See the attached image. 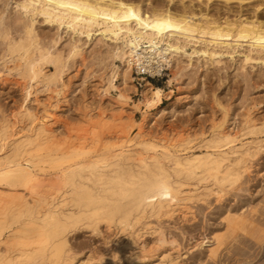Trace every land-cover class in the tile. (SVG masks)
Wrapping results in <instances>:
<instances>
[{"label":"bare ground","instance_id":"6f19581e","mask_svg":"<svg viewBox=\"0 0 264 264\" xmlns=\"http://www.w3.org/2000/svg\"><path fill=\"white\" fill-rule=\"evenodd\" d=\"M164 1L158 8L149 0H20L19 17L0 12V83L14 82L22 95L11 114L0 109V264H254L264 253V211H246L238 199L227 204L234 192L250 195L244 179L264 152V120L254 118L251 104L229 123L230 112L215 93L222 115L212 113L209 126L169 123L156 135L136 122L131 138L132 127L120 132L117 124L143 109L147 118L174 94L146 80L143 100L130 108L133 71L151 77L168 71L170 87L193 80L198 97L205 79L216 74L223 85L229 81L221 77L229 63L238 64L241 84L254 85L256 76L243 75L249 68L259 67L264 79V0ZM39 19L70 35L67 51L58 47L59 33H38ZM93 37L111 45L95 52L106 64L96 91L101 99L117 92L112 106L120 114L84 101L80 129L63 124L59 133L57 112L72 86L65 75L71 61H85ZM88 73L83 84L93 76ZM112 124L120 129L109 135ZM103 127L108 133L100 137ZM211 201L221 204L218 218L213 228L203 222L196 236L194 208L208 219ZM82 231L103 238L100 253L72 245ZM246 238L260 244L258 252L240 248L254 247Z\"/></svg>","mask_w":264,"mask_h":264},{"label":"rangeland","instance_id":"374dc122","mask_svg":"<svg viewBox=\"0 0 264 264\" xmlns=\"http://www.w3.org/2000/svg\"><path fill=\"white\" fill-rule=\"evenodd\" d=\"M18 1H20V0H2V1H0V12L5 11V13H4L5 17H12L14 19H15V17L16 18L19 17V14L17 13V10L15 9L16 3ZM132 1L138 2L139 0H132ZM149 1L151 3V7H158L159 8L160 6H163L162 8H164V6L167 5V4H165L166 1H164V0H149ZM219 7H221V6H219ZM196 8H198V5H196ZM230 8L233 9V6H230ZM173 9L179 10L178 7H174ZM244 9L245 10L247 9L248 12H250L253 9V6H251V5L245 6ZM226 12L224 13L223 16L222 15L221 16L222 17L229 16L228 11H226ZM214 15H215V18L218 16L216 13H214ZM247 16H248L249 20L253 19L251 13L248 14ZM259 20L264 22V14L263 15L261 14V16H259ZM36 26H37V30L39 31L38 33H40L41 35L44 34L45 36L52 37V36H55L59 33L62 36V41L58 46L59 49L67 48V49H65V51L68 50V47H69L68 43L70 40L69 34L65 33V31L57 32V29L55 27L48 26L47 24H43L42 19H39ZM109 46H111L110 43L106 42V44H104V43L98 41V39L96 37H93L92 42L85 49V53H84L85 61L83 62L81 59H77V60H73L70 62L71 69L65 75V80L68 82L70 79V83H72V86H71V89L69 91L68 102L64 105H61V109L58 110V112H57V114H58L57 120L59 121V122L57 121V126H59V128L56 127V125H55V127L58 130H60L59 133L64 132L63 127L65 125H68L70 127V130H71V128L72 129L75 128L76 131H77V129L78 130L80 129V126H81L80 123L82 121V117H83V113H84V111H83L84 105L82 106V104H84L83 103L84 101H87V103L92 107L102 106L106 110H108V111L110 110L109 111V112H111L110 114H114L115 112H118L117 115L120 114V110L118 111V109L115 106H112V104H114L113 99L117 98V95H118L117 92L112 91L111 97L106 98V99L105 98L101 99V98H99L98 92L96 91V88H97L99 81H100L99 77H101V75L104 73V71H105L104 69H105L106 64H103V62L101 63L102 65L100 64V62L104 61V59H102V57H100L98 53H96V54H98V57L95 58L94 57V56H96L95 52H98L100 49H107V48H109ZM230 64L233 66L232 63H229V65ZM115 65L119 68L122 67L121 62H119V61H116ZM229 65H228L227 69L222 70L223 73L221 72L223 74L221 77L225 76V78H224L225 81H226V79H229V81H226L227 83H225V85H223L222 82L217 81L216 78L218 76H216V74L214 73L215 70L213 72L212 68H211L208 71V73L213 72V74H215V75H213L214 77L212 76L211 78H207V79H205L204 82H202L205 84V86L203 88L202 87L199 88V85H198L199 91H201L199 97L195 93L198 90L195 89L196 88L194 85L195 83H192L193 80H191L192 82H190V80L184 81L180 87L175 85V84L173 85V87H170L168 82L172 77L170 76V73L168 71H166L162 75V77L146 76V75H142L139 73L137 74L136 71H133L132 72V79H133L132 85H128V87H127L128 92H129L128 94L132 99V101H130V108L134 107V104L143 100L142 93H143L145 86L147 84L146 80H148V81L150 80V82L152 83V85L154 87L164 88L167 92L173 91L174 94L170 100L165 101L164 105L161 108L148 113L147 118H144V115H143L145 109H143L142 112H140V111L136 112L134 114V116L131 117V118H133L132 120H131V118H128V116L124 115L125 117L123 116V119H124L123 122L120 121L121 122L120 124L116 122L118 125H120L119 126L121 128L120 132L122 130L124 131V129H123L124 126H125V128H126V126H128L129 130L125 129V132L127 131V133H128V131H130L132 129L130 132V137L131 138L134 137L137 133V128H138L136 125V122H138V123L143 122L144 130L149 135L158 134L157 130L160 128L168 130L167 125L169 123L170 124L173 123V124H175V126L177 125V126H182V127L184 126L185 127V126H187L188 122L190 120H192V123H196L198 125L201 124V125L209 126L210 123L207 121L211 120L212 115H214L212 113L215 112V114H217L216 115L217 117H220L222 115L221 108L219 109V107H217V105H215V103H214L215 97L213 94H215V93H216L217 97L219 99H221V102H222L223 106L226 108V110L230 112V118L231 119H230L229 123L232 122L233 120L239 119L240 116L244 112V107L248 104L249 105L251 104L252 107H254V118L261 120V121L264 120V79L260 80L258 78V76L260 75L258 73H260V71H261L260 68L256 67V69L253 71H252V69L249 68L248 70H246V73L245 72L243 73V75H246V74L250 75L252 73L251 76L252 75L254 77L256 76L254 79V85L247 86V85L241 84L243 82V80L241 78L242 72L241 73L239 71L237 72L236 69L239 67L238 66L235 67L238 64H235L234 67H232L231 65H230L231 66L230 67ZM227 70H229V72ZM88 72L89 73L92 72L93 76L90 75L91 77L88 80V83L83 84V81L85 80V77H86L85 74ZM249 72H250V74H249ZM218 80H219V77H218ZM189 82H190V84H189ZM218 82L220 84H222L220 87L219 86L217 87V85H219ZM14 84H15L14 82L11 84L0 83V107H1L0 109H1V111H3V113H6V111H7L8 113L10 112L9 114H11L12 111H9V110H15V108L17 107L16 105H14L15 102H16V104H19L18 103L19 101L21 103V100H22L21 99L22 95L20 94L21 91H19L20 89L18 87H15L17 85L16 84L14 85ZM116 84H117V86L120 87L122 84L121 79L117 80ZM192 84H193V86H192ZM200 89H202V90H200ZM41 98L44 99L43 96H41ZM31 105H32V107L35 106L33 104H31ZM161 110H162V112H161ZM217 111H219L221 113H219ZM8 113H6V115ZM1 115L2 114H0V116ZM60 122H61V125H59ZM63 124H64V126H63ZM114 125H115V127H114ZM76 127H78V128H76ZM112 127L116 128V124H112V126H110V128L113 131L111 129L108 130L105 127L99 128V130H98L99 136L105 137L106 134L108 133L107 130L109 131L108 134L110 135L111 133L114 132V130L119 131V129H120V128L117 129L118 127L116 129H113ZM72 131L74 132V130H72ZM125 132H124V134H126ZM121 134L123 135V132ZM64 137L65 136L63 135V138ZM253 165H254V167L251 169V172L244 179L245 182L246 181L248 182V184L246 186L249 187V189L251 191L250 195L247 193L246 194L247 196H246L244 193L239 192L237 194V192H234L235 194L233 193V194H231V196L228 197V199H230V201L227 202V204H230L231 206L236 205L238 202L237 201V199H238V200H242L241 202L246 204V206L244 208L246 211L248 209L250 211L251 208L254 209L253 207L260 208L264 211V203H263V200H264L263 194L264 193H262V191L264 190L263 189L264 188V152L257 159H255ZM246 186H244V187H246ZM235 195H237V196L242 195L243 199L239 198V196L237 198V196H235ZM235 197H236V199H235ZM244 199H247V200L251 199V200L246 201ZM254 199H255V202L253 201ZM211 203H212L211 206L213 207V209L211 208L212 211L214 209L215 210L213 212L211 210L210 211L207 210V211H205V213L209 212V214L207 213L208 215H211V216L213 215L212 217L210 216L212 219L210 217H207L208 219L203 217L204 215H202V212H204V210H198V208H194L195 215L199 219V222H197L196 225L197 226L200 225V227L196 228V230L192 229L193 232L192 231H190V232H192L193 234L196 232L195 234H197L200 231L196 236H199L201 234V227L203 226V224H205L203 222H206L208 225V222L210 221L209 222V225H210V224H213V222H214L213 220H215L216 217L218 218V216L214 213L218 207L220 208L221 204L216 203L215 201H211ZM251 204H253V205H251ZM251 206H253V207H251ZM207 209H209V208H207ZM240 214H241V212H240ZM205 219H206V221H205ZM218 221H219L218 223L223 222L222 220H218ZM190 225L191 224H185V226H189V227H190ZM210 226L212 227V225H210ZM210 226L208 228H210ZM102 228H103V230L105 229L104 226H102ZM197 230H198V232H197ZM104 232H105V230H104ZM94 237L89 231H86V232L82 231V232H79L72 239L71 243L74 247H76L77 249H81V250H85L88 246L90 247L92 245L91 247L95 248V251L97 253L98 252L100 253L103 250L102 248L104 246L103 238H101V237H99V238L95 237L94 238ZM190 239L191 238H188L187 239L188 241L184 240L182 245L184 247L188 246L190 244L189 243ZM248 239H250V240H248ZM248 239H247L248 244H250L251 248H252V246H254L252 248L254 250L251 249L252 250L251 251L242 245H240V248L242 250L244 248L246 250V252H251V253L258 252L259 251L258 249H260L259 248L260 244H257L258 242H256V240H254V242H252L253 240H251V238H248ZM93 244H94V246H93ZM210 244L211 243H207L205 245L204 249L208 250V246H210ZM204 249H203V251H204ZM263 256H264V253L262 254V256L260 255L258 257V259L254 262V264L259 263V262L261 264L264 261ZM189 258H191L190 255H188L186 259L188 260ZM187 263L191 264V259H189L187 261ZM122 264H127V263L123 262Z\"/></svg>","mask_w":264,"mask_h":264}]
</instances>
